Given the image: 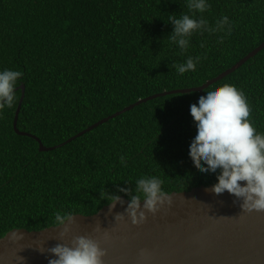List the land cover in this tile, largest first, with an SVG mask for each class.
<instances>
[{
    "label": "trees",
    "instance_id": "16d2710c",
    "mask_svg": "<svg viewBox=\"0 0 264 264\" xmlns=\"http://www.w3.org/2000/svg\"><path fill=\"white\" fill-rule=\"evenodd\" d=\"M208 2L200 13L187 0H0V70L20 71L24 85L17 128L46 146L61 143L140 98L203 84L264 41V0ZM182 14L207 22L186 50L170 39L168 18ZM222 16L230 33L227 24L217 29ZM188 57L200 60L181 75L174 65ZM225 83L243 90L264 132V48L203 91ZM203 91L150 99L39 151L13 129L18 88L0 112V237L59 224L57 213H95L113 196L141 200L144 176L162 179L165 193L215 184L220 169L201 172L188 154L189 105Z\"/></svg>",
    "mask_w": 264,
    "mask_h": 264
},
{
    "label": "water",
    "instance_id": "95a60500",
    "mask_svg": "<svg viewBox=\"0 0 264 264\" xmlns=\"http://www.w3.org/2000/svg\"><path fill=\"white\" fill-rule=\"evenodd\" d=\"M264 48V41L231 67L203 84L172 89L140 98L92 123L65 141L46 146L17 128L24 85L13 117L16 134L34 138L39 151L52 150L95 126L156 97L198 91L223 78ZM240 183H245L241 181ZM213 184L166 193L169 200L153 214L143 208L145 219L134 223L124 195L103 205L95 213L69 215L64 223L29 230L13 228L0 237V264H49L57 245L73 246L77 237H88L103 251V264H264V210H244L243 198L227 190L216 194ZM121 217L117 219V217ZM15 234V238H14Z\"/></svg>",
    "mask_w": 264,
    "mask_h": 264
},
{
    "label": "clouds",
    "instance_id": "9594fccd",
    "mask_svg": "<svg viewBox=\"0 0 264 264\" xmlns=\"http://www.w3.org/2000/svg\"><path fill=\"white\" fill-rule=\"evenodd\" d=\"M187 6L200 13L210 7L208 0H187ZM168 21L174 25L171 41L183 50L188 47L187 38L207 24L205 20H197L189 14L169 16ZM226 24L229 28L225 31L230 33L231 21L227 16L217 20V29ZM199 60L200 57H188L185 63L174 66L183 75L194 72ZM21 76L20 71L0 70V112L14 104L18 78ZM189 111L195 124V132L188 146L193 164L205 173L220 169L212 191L220 194L227 190L243 198L241 207L244 210H264V132L257 131L249 119L251 108L243 90L230 83L209 88L189 105ZM120 160L123 163L124 157L121 156ZM136 183L144 200L143 208L147 211L155 214L169 200L162 190L163 180L159 177L144 176ZM110 198L118 199L115 196ZM140 207V197L133 196L127 211L134 223L145 219L144 211L138 213ZM65 219L66 216L59 213L55 216V220L61 224ZM51 252L55 258L49 264H103V251L96 241L88 237H77L73 246L57 245Z\"/></svg>",
    "mask_w": 264,
    "mask_h": 264
}]
</instances>
